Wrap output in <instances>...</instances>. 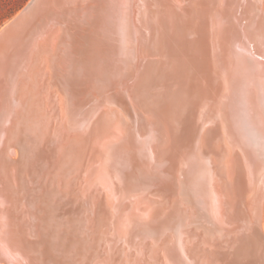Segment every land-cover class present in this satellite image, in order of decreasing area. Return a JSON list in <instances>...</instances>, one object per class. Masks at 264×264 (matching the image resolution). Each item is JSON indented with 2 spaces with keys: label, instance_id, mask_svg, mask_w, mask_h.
Masks as SVG:
<instances>
[{
  "label": "bare ground",
  "instance_id": "bare-ground-1",
  "mask_svg": "<svg viewBox=\"0 0 264 264\" xmlns=\"http://www.w3.org/2000/svg\"><path fill=\"white\" fill-rule=\"evenodd\" d=\"M41 2L0 38V264H264V0Z\"/></svg>",
  "mask_w": 264,
  "mask_h": 264
},
{
  "label": "water",
  "instance_id": "water-1",
  "mask_svg": "<svg viewBox=\"0 0 264 264\" xmlns=\"http://www.w3.org/2000/svg\"><path fill=\"white\" fill-rule=\"evenodd\" d=\"M42 5L43 3L41 2V0H30L17 14H15L13 17H11L9 20H7L6 22H4L1 26H0V38H2L3 36L6 35V33L9 34V32L11 31L12 28L17 27L20 23H22L23 21L29 19L30 17H32V13L42 9ZM192 18L196 19L194 16H192ZM185 29L184 31H188V26H186V24L184 25ZM182 29V26L180 25V28ZM196 30V35L197 36V28H195ZM186 34V32H185ZM196 40L200 39L198 38V36L195 38ZM3 42V41H2ZM194 44V40L191 42L190 45ZM200 60L202 61V58L200 57ZM187 91V88H186ZM25 121V119H24ZM23 121V122H24ZM27 135H24L23 132L21 133V135H18L16 138V143L19 141H25L28 140ZM29 144V142L25 143V145L27 146ZM25 174V172H24ZM26 175V174H25ZM21 176V173H20ZM32 177V176H31ZM22 178V177H21ZM38 178V177H37ZM24 182H26V185L28 188H31L33 190L37 189L39 187L38 182L36 183V180L34 179V181H29V178H27L25 176V178L23 179ZM35 198H39L38 196H36ZM22 201V200H21ZM33 206V210H31V207ZM30 208V209H29ZM41 209V202L40 201H35L34 199H29L27 197V204L25 206V212L28 214V218H27V222L30 224L31 229H32V233L27 232V234H24L25 236H23V243L27 245L28 244H32V243H37L39 242V236L41 235V223L39 220H41V216L44 214V212L40 211ZM259 235L262 236V233L259 232ZM42 246H38V248H31V251H34L32 254L35 256H32L33 259L35 258V264H41L38 260L39 256H38V250L41 249ZM37 249V250H36Z\"/></svg>",
  "mask_w": 264,
  "mask_h": 264
},
{
  "label": "rangeland",
  "instance_id": "rangeland-1",
  "mask_svg": "<svg viewBox=\"0 0 264 264\" xmlns=\"http://www.w3.org/2000/svg\"><path fill=\"white\" fill-rule=\"evenodd\" d=\"M29 1L30 0H0V26L15 14H17ZM262 229L264 232V209Z\"/></svg>",
  "mask_w": 264,
  "mask_h": 264
},
{
  "label": "trees",
  "instance_id": "trees-1",
  "mask_svg": "<svg viewBox=\"0 0 264 264\" xmlns=\"http://www.w3.org/2000/svg\"><path fill=\"white\" fill-rule=\"evenodd\" d=\"M11 11V10H10Z\"/></svg>",
  "mask_w": 264,
  "mask_h": 264
}]
</instances>
